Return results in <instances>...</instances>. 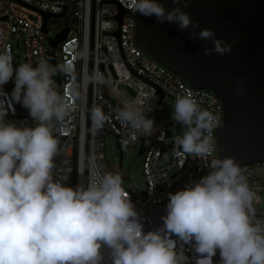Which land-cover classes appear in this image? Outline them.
I'll use <instances>...</instances> for the list:
<instances>
[{
    "label": "clouds",
    "instance_id": "9594fccd",
    "mask_svg": "<svg viewBox=\"0 0 264 264\" xmlns=\"http://www.w3.org/2000/svg\"><path fill=\"white\" fill-rule=\"evenodd\" d=\"M128 2L134 14L155 16L158 23L191 29L190 38L210 41L205 55L231 52V43L184 11L192 0H172L170 9L161 0ZM5 37L0 29V42ZM77 56L86 59L85 52ZM13 60L7 47L0 48V96L13 80L7 102L19 103L36 123L18 126L6 120V101L0 100V264H105L104 249L110 264H179L172 236L193 246L195 264H212L217 250L221 264H264V218L257 217L255 193L231 156L205 161L207 175L169 193L163 227L153 231L144 230L119 172L92 161L85 182L75 188L54 178L60 147L55 125L78 110L54 78L60 73L71 78V98L79 101L105 76L98 67L77 77L68 65L52 66L43 58L19 65ZM89 118L95 131L109 120L100 106L90 109ZM170 118L187 129L176 137L175 150L205 160L206 134L218 123L213 114L189 92L176 97ZM116 120L127 130L124 143L154 134L155 121L135 99L123 101Z\"/></svg>",
    "mask_w": 264,
    "mask_h": 264
},
{
    "label": "built area",
    "instance_id": "2783aa9c",
    "mask_svg": "<svg viewBox=\"0 0 264 264\" xmlns=\"http://www.w3.org/2000/svg\"><path fill=\"white\" fill-rule=\"evenodd\" d=\"M128 0H0V29L6 37L0 42V48L7 47L13 56L15 46L22 48L23 61L33 63L46 59L52 66L68 65L78 77L83 72H91L97 67L105 76V82L89 85L83 99L74 101L69 89L72 79L61 73L57 75V87L75 103L78 110L74 115L56 125L55 134L64 139L55 157L54 178L66 181L67 186L75 188L84 183L88 175L86 169L94 161L105 171L113 172L109 167L104 147V136L115 139L122 151L129 147H139L143 157V177L146 189L136 195L127 191L145 231L163 227L169 193L183 190L185 185L198 181L209 172L205 161L217 158L216 133L223 121V106L209 91L191 89L184 81L167 71L141 51L135 41L136 23L139 13L134 14ZM45 15L49 17L45 19ZM57 34L52 37L51 32ZM64 31L65 39L55 50L50 41L56 40ZM85 52L86 59L77 56ZM53 55V61L50 56ZM61 58V65L57 58ZM14 63V62H13ZM14 87L10 80L3 86L7 117L27 121V126H34L28 110L21 111L19 103L7 102ZM192 93L202 109L208 110L218 122L206 135L209 139L210 152L205 160L176 153L164 160V145L167 131L157 125L150 137H141L124 143L127 130L116 120V113L126 98L135 99L146 108V115L155 121L158 107L166 98L175 101L178 95ZM163 99L159 102L158 95ZM145 97L149 99L145 100ZM100 106L109 116L104 127L95 131L89 118V111ZM21 118V119H20ZM113 173L120 172L119 159H114ZM193 169V175L187 183H180L178 177ZM78 172H83L80 175ZM249 187L255 193L253 205L262 202L264 195V165H253L242 169ZM75 174V181L73 176ZM258 218H264V212H256ZM176 241L179 264H195L198 254L191 244ZM105 264H110L108 250L104 249ZM212 264H218L217 252Z\"/></svg>",
    "mask_w": 264,
    "mask_h": 264
},
{
    "label": "water",
    "instance_id": "95a60500",
    "mask_svg": "<svg viewBox=\"0 0 264 264\" xmlns=\"http://www.w3.org/2000/svg\"><path fill=\"white\" fill-rule=\"evenodd\" d=\"M161 2L168 9L174 6L172 0ZM184 11L201 28H211L217 38L231 43V52L205 55L203 48H211L210 41L190 38L191 29L182 31L174 24L158 23L155 16L141 14L136 23L137 47L191 89L209 91L222 104L217 157L231 156L242 169L264 165V0H192ZM67 33L50 41L53 50ZM158 98L161 102L163 96ZM18 108L26 111L20 104ZM175 124L173 120L171 125ZM59 140L61 146L64 139ZM117 155L122 166L119 147ZM217 262L221 264L219 250Z\"/></svg>",
    "mask_w": 264,
    "mask_h": 264
},
{
    "label": "rangeland",
    "instance_id": "374dc122",
    "mask_svg": "<svg viewBox=\"0 0 264 264\" xmlns=\"http://www.w3.org/2000/svg\"><path fill=\"white\" fill-rule=\"evenodd\" d=\"M57 34L56 31L51 32V36L54 37ZM23 50L20 47L15 46L13 48V57H14V65L22 64L23 61ZM57 61L59 65H61V58L58 57ZM51 65V64H50ZM61 76V73L58 74ZM56 80V77L54 78ZM175 101L170 98H166L163 103L158 107L155 119L157 127L167 131V139L164 145V160L163 163H167L169 158H171L175 153V144L174 141L176 137L182 136L184 131L187 129L184 128L180 124L171 125L172 119L170 118L172 115V110ZM8 121L15 122L18 126H27V121L18 120L15 117H7L5 118ZM56 129V125H55ZM104 147H105V155L106 160L109 167L114 171V159H118L117 155V144L113 137L104 136ZM143 162L144 159L139 155V147H129L127 149H123V160H122V170L119 172L123 178V187L127 191H132L134 194H140V191L146 189L145 180L143 177ZM193 169L188 170V172L182 173L178 180L180 183H187L192 175ZM262 202L259 205H253L256 209V212H264V195L260 196Z\"/></svg>",
    "mask_w": 264,
    "mask_h": 264
}]
</instances>
